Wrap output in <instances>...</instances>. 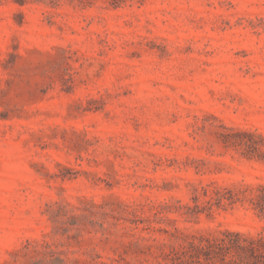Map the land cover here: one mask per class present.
I'll return each instance as SVG.
<instances>
[{
  "label": "rangeland",
  "instance_id": "1",
  "mask_svg": "<svg viewBox=\"0 0 264 264\" xmlns=\"http://www.w3.org/2000/svg\"><path fill=\"white\" fill-rule=\"evenodd\" d=\"M261 185L264 0H0V264H217Z\"/></svg>",
  "mask_w": 264,
  "mask_h": 264
},
{
  "label": "trees",
  "instance_id": "2",
  "mask_svg": "<svg viewBox=\"0 0 264 264\" xmlns=\"http://www.w3.org/2000/svg\"><path fill=\"white\" fill-rule=\"evenodd\" d=\"M251 147L256 148L254 144ZM262 193L247 197V200L259 213L264 214V186H260ZM206 197L199 201L193 197L197 212H210L213 205L223 206L232 204L240 199L237 191L215 187L208 192L203 188ZM206 243L195 246L197 252L203 255L206 262L217 264H264V236H248L238 231H224L222 237L206 238ZM200 256L196 261L200 263Z\"/></svg>",
  "mask_w": 264,
  "mask_h": 264
}]
</instances>
